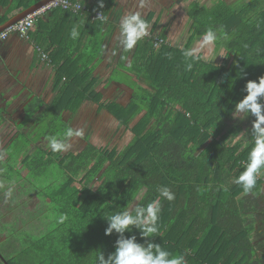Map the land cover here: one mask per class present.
Returning <instances> with one entry per match:
<instances>
[{
    "label": "trees",
    "instance_id": "16d2710c",
    "mask_svg": "<svg viewBox=\"0 0 264 264\" xmlns=\"http://www.w3.org/2000/svg\"><path fill=\"white\" fill-rule=\"evenodd\" d=\"M38 1L0 0L8 6L0 25ZM81 1L88 12L48 10L28 33L57 66V92L41 112L40 126L18 132L0 151V264H97L101 252L107 258L115 251L119 237L115 230L106 234V217L134 216L141 209L146 218L149 204L159 208L157 233L143 237L133 228L126 237L183 254L186 264H264V250L254 240L264 235V168L251 191L235 183L255 146L256 118L243 114L238 123L235 105L247 95L246 83L264 76V0H215L190 8L194 33L183 47L169 41L167 25L162 31L151 25V36L132 49L130 64L117 63L106 82L126 84L131 94L124 103L115 94L103 100L96 89L106 0L103 8L100 0ZM96 11L106 19H92ZM153 16L144 17L149 25ZM73 26L80 33L76 39ZM209 29L217 32V49L225 50L220 64L201 53L184 55ZM86 101L108 111L132 138L118 148L99 146L87 134L79 151L53 152L50 137L72 127L64 113ZM43 107L31 103L27 118ZM162 187L174 194L172 200L159 193ZM32 195L39 198L36 209L28 205Z\"/></svg>",
    "mask_w": 264,
    "mask_h": 264
},
{
    "label": "crops",
    "instance_id": "0c3cea01",
    "mask_svg": "<svg viewBox=\"0 0 264 264\" xmlns=\"http://www.w3.org/2000/svg\"><path fill=\"white\" fill-rule=\"evenodd\" d=\"M119 3L120 0H115V5L108 6L109 9L106 12L107 26L105 29H102V35L104 36L102 57L100 56L95 61L96 66L94 73L96 76L102 78L96 89L102 93L104 98L112 94H115V98H117L118 95H122L121 92L123 91L124 94L127 93L128 97L131 94L125 83H112L110 86L106 84L107 80H109V75L112 73L113 66L120 61L125 65H129L131 62L132 50L125 51L119 39V23L121 18L137 11L141 13L143 18L150 13H154L150 26L157 23L160 28L162 25L171 24L172 21L170 20L175 17L173 15L175 13L174 0H167V2L165 0L158 5H144L143 9L140 6V0H128V4H130L124 6H119ZM134 4L136 7L130 12V7ZM7 8L8 6L0 4V16L6 14ZM125 8L127 9L125 10ZM17 13L18 11L14 12L13 15ZM54 17V15H51L52 19ZM43 20L51 24V26L55 24V20H50V18L46 16L43 17ZM58 22L61 21L59 20ZM63 26L64 24L61 22L60 28ZM170 27L172 28H170V31L173 34V31H175L173 23ZM37 47L38 44L36 39L30 38L29 36L24 37L17 33L10 34L7 39L0 43L1 129H4L9 123L16 125L19 122H23L27 126L25 132L30 133L36 130V128L40 126L39 117L41 116V112L45 109L46 105L52 102L56 95L57 89L55 90L53 88V73L57 66L53 62L51 63L43 59ZM109 49L113 50V52L116 50V53H118L115 55V63H112L111 51H109ZM63 62H65L64 58L61 59L59 65ZM129 74L132 75V73ZM31 103L43 104L44 107L32 117L27 118L25 110ZM98 106L99 105H97V111L99 112ZM69 113L71 112L64 113L65 119H70L68 117ZM14 133L12 137L18 132Z\"/></svg>",
    "mask_w": 264,
    "mask_h": 264
},
{
    "label": "clouds",
    "instance_id": "9594fccd",
    "mask_svg": "<svg viewBox=\"0 0 264 264\" xmlns=\"http://www.w3.org/2000/svg\"><path fill=\"white\" fill-rule=\"evenodd\" d=\"M81 1V0H79ZM82 2V1H81ZM83 3V2H82ZM145 0H140V6L143 7ZM99 6L104 7V0H100ZM100 19H106L101 14ZM150 25L142 17L140 12H133L123 16L119 23V39L125 51L132 50L138 41L151 34ZM78 26H73L70 36L76 39L79 36ZM217 32L209 29L203 36L202 46H209L217 39ZM224 38L227 36L225 34ZM186 57H192L191 50H185ZM247 95L244 96L235 105V112L243 113L246 117L255 116L252 123V135L255 137V146L249 153V160L243 172L236 179L235 183L241 185L245 192L251 191L257 182V177L262 168H264V76L258 80H249L245 89ZM85 135L83 128L74 129L68 127L62 136L50 137L49 147L53 152L67 151L72 147L71 140ZM159 193L168 200L174 198V194L167 188H158ZM159 208L153 205L147 206V217L144 216V210L137 209L136 215L128 212L117 213L107 216L108 227L106 234L111 235L113 230L119 234L115 243V251L105 258L103 252L97 257V264H186L183 254L173 255L170 251L163 249L159 244L146 241L137 242L135 235L126 237V231H132L133 228L141 230L143 237H152L157 233L156 221Z\"/></svg>",
    "mask_w": 264,
    "mask_h": 264
},
{
    "label": "rangeland",
    "instance_id": "374dc122",
    "mask_svg": "<svg viewBox=\"0 0 264 264\" xmlns=\"http://www.w3.org/2000/svg\"><path fill=\"white\" fill-rule=\"evenodd\" d=\"M106 1L108 3H111V5L105 4L107 6L115 5V0L114 1L106 0ZM163 1L165 0H145L144 5H152V4L158 5ZM214 1L215 0H174L175 13L173 15L175 17L171 20L166 18L167 20L172 21L173 26L175 28L173 34H168L165 31L169 41L172 42L173 44L182 47L185 46L194 33V27L192 26V22L188 17V10L190 8L196 7V5L201 6L203 4L206 5L214 4L217 0L215 2ZM227 1L232 2L233 0H227ZM126 4H128V0H120L119 6H124ZM135 7H136L135 4L132 7H130V12H132L135 9ZM126 9L127 8H125V10ZM165 25H167V28H171L170 26H168V24ZM163 28H166V26L162 25L159 28V31H162ZM202 44H203V37L201 38L195 37V39H193V43L190 45L189 48L194 53H201L203 58H206L212 63L220 64L224 61L225 59L224 48L217 49L214 43H212L209 46H202ZM109 51H111L112 63H115L116 61L115 55H117L118 53H116V50L113 52V50L109 49ZM118 74L115 73L114 77L123 76L124 78H129V77L131 78L130 75H124L123 73H118ZM123 92H121L122 95L121 96L118 95L116 99L124 103L128 101V95L127 93L124 94ZM113 97L114 96H107L106 98H104V96L102 95L103 100H110ZM242 115L243 113H239L237 115V117L239 118V120L237 121L238 123H240V117ZM68 117L70 118L69 125H71L74 129L83 128L85 130V135L90 134L89 136L91 138V141L99 146L104 145L106 142H109L110 143L109 147H112L114 145L118 148H122L132 138V132L130 129H127L123 125L119 124L118 121L108 111L103 109L102 111L98 112L96 103H93L91 101L84 102L75 112L69 113ZM138 118L139 116L137 117V119ZM46 125L47 123H45V127ZM26 129L27 126L23 122H19L16 125H13V123H9L4 129H1L0 127V151L4 149L6 143H8L10 139H12V136L15 134L14 132H21V131L25 132ZM85 135L80 138L72 139L71 140L72 147L67 151H63V153L70 151L72 152L79 151L86 144ZM43 182L44 184L47 185L50 182V179L46 177L44 178ZM38 202H39V198L35 195H32L28 200L29 208L36 209ZM3 238H4L3 236L0 237V239ZM254 240L255 243L259 246L260 251L264 250V235L262 236L255 235Z\"/></svg>",
    "mask_w": 264,
    "mask_h": 264
},
{
    "label": "built area",
    "instance_id": "2783aa9c",
    "mask_svg": "<svg viewBox=\"0 0 264 264\" xmlns=\"http://www.w3.org/2000/svg\"><path fill=\"white\" fill-rule=\"evenodd\" d=\"M55 8L69 10L74 13H86L89 11V7L79 0H51L44 6L39 7L38 9L34 10L33 12L29 13L27 16L22 18L21 20L17 21L12 25H9L3 31H1L0 43L3 40L7 39V37L12 33H17L24 37L28 36L29 31L35 26V23L38 18L45 14L48 10H52ZM100 14L103 17L102 12L96 11L92 14V19H98V16ZM150 36L151 34L146 37ZM153 43L155 47H159L162 43V39L156 37L153 39ZM37 50L40 52L43 59L50 61L48 55L44 51H42L40 47H37Z\"/></svg>",
    "mask_w": 264,
    "mask_h": 264
},
{
    "label": "water",
    "instance_id": "95a60500",
    "mask_svg": "<svg viewBox=\"0 0 264 264\" xmlns=\"http://www.w3.org/2000/svg\"><path fill=\"white\" fill-rule=\"evenodd\" d=\"M51 0H39L38 2H35V4H32L28 8L18 12L17 14L13 15L11 18H9L5 23L0 25V32L3 31L6 27L9 25H12L16 23L17 21L21 20L25 16H27L29 13L33 12L34 10L38 9L39 7L44 6Z\"/></svg>",
    "mask_w": 264,
    "mask_h": 264
}]
</instances>
